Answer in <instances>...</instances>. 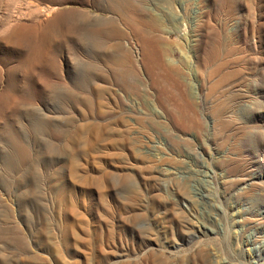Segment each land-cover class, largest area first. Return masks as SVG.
Segmentation results:
<instances>
[{"label":"rangeland","instance_id":"rangeland-1","mask_svg":"<svg viewBox=\"0 0 264 264\" xmlns=\"http://www.w3.org/2000/svg\"><path fill=\"white\" fill-rule=\"evenodd\" d=\"M0 264H264V0H0Z\"/></svg>","mask_w":264,"mask_h":264}]
</instances>
